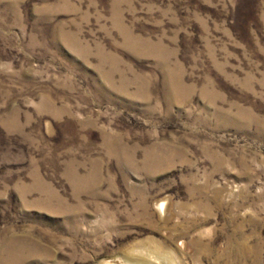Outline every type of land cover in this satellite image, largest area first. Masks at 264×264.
Wrapping results in <instances>:
<instances>
[{
    "label": "rangeland",
    "instance_id": "rangeland-1",
    "mask_svg": "<svg viewBox=\"0 0 264 264\" xmlns=\"http://www.w3.org/2000/svg\"><path fill=\"white\" fill-rule=\"evenodd\" d=\"M0 264H264V0H0Z\"/></svg>",
    "mask_w": 264,
    "mask_h": 264
},
{
    "label": "bare ground",
    "instance_id": "bare-ground-1",
    "mask_svg": "<svg viewBox=\"0 0 264 264\" xmlns=\"http://www.w3.org/2000/svg\"><path fill=\"white\" fill-rule=\"evenodd\" d=\"M163 204H164V203H163ZM164 206H165V205H162V209H163V210H164Z\"/></svg>",
    "mask_w": 264,
    "mask_h": 264
}]
</instances>
